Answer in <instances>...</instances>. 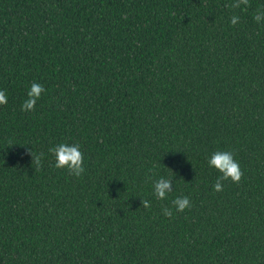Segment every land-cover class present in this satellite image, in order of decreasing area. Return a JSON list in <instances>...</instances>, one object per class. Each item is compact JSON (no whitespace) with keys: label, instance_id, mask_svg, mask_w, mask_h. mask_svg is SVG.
I'll use <instances>...</instances> for the list:
<instances>
[{"label":"trees","instance_id":"1","mask_svg":"<svg viewBox=\"0 0 264 264\" xmlns=\"http://www.w3.org/2000/svg\"><path fill=\"white\" fill-rule=\"evenodd\" d=\"M232 2L0 0V264H264V0ZM215 151L243 171L219 192Z\"/></svg>","mask_w":264,"mask_h":264},{"label":"clouds","instance_id":"2","mask_svg":"<svg viewBox=\"0 0 264 264\" xmlns=\"http://www.w3.org/2000/svg\"><path fill=\"white\" fill-rule=\"evenodd\" d=\"M241 5L248 6L249 0H233L232 3L227 4L226 7L236 9ZM254 19L259 23L264 21V7L258 8L254 15ZM240 22V17L238 15H232L230 17V23L236 26ZM46 91L45 86L39 82H33L27 92V99H25L21 105V111H34L37 101L40 99L41 95ZM8 102L7 94L4 90H0V105L6 104ZM10 145L11 142H10ZM32 155V164L36 169L42 166V158L44 153L40 152L35 154L29 150ZM55 157V167L66 168L69 175L76 177L81 176L85 172L84 167V154L81 151V146L79 143L68 144L67 142H62L51 147L48 150ZM208 164L210 167H214L218 170L221 175L216 179L213 188L215 191L219 192L223 190V182L226 180H231L233 183H239L243 171L240 168L239 162L234 158V154L231 151H215L211 154L208 159ZM173 178L172 177H159L153 182V194L159 200H164L167 198L168 194L173 191ZM172 204L175 206L177 212H183L186 208L191 207V201L188 196H178L173 201ZM141 205L145 208L151 207V202L149 200L143 199ZM163 214L166 217L171 218L173 213L168 207L162 209Z\"/></svg>","mask_w":264,"mask_h":264}]
</instances>
